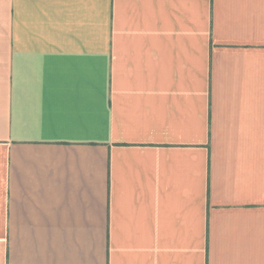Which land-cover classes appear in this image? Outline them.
Listing matches in <instances>:
<instances>
[{
	"label": "crops",
	"instance_id": "crops-1",
	"mask_svg": "<svg viewBox=\"0 0 264 264\" xmlns=\"http://www.w3.org/2000/svg\"><path fill=\"white\" fill-rule=\"evenodd\" d=\"M0 264H264V0H0Z\"/></svg>",
	"mask_w": 264,
	"mask_h": 264
}]
</instances>
